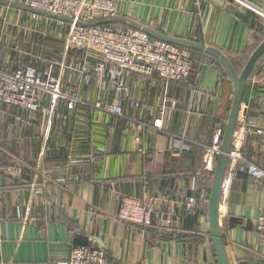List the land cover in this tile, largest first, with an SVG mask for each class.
<instances>
[{
  "label": "crops",
  "instance_id": "obj_1",
  "mask_svg": "<svg viewBox=\"0 0 264 264\" xmlns=\"http://www.w3.org/2000/svg\"><path fill=\"white\" fill-rule=\"evenodd\" d=\"M20 1L0 0V68L53 64L67 97L45 95L38 113L1 108L7 149L0 146V166L25 168L18 179L0 172V264H68L81 244L100 248L103 264H218L207 217L218 157L210 169L204 154L215 129L228 124L239 91L232 142L244 139L241 159L226 166L219 227L229 264H264L256 230L264 176L249 173V166L264 173V55L239 90L217 59L192 49L188 78L168 82L118 70L97 53L66 50L72 21ZM225 1L245 20L211 0H116L112 21L215 48L240 74L264 41V0ZM100 62L102 78L94 71ZM68 98L77 99L70 110ZM98 103L119 106L121 116ZM122 195L155 198L150 227L118 219Z\"/></svg>",
  "mask_w": 264,
  "mask_h": 264
},
{
  "label": "built area",
  "instance_id": "obj_2",
  "mask_svg": "<svg viewBox=\"0 0 264 264\" xmlns=\"http://www.w3.org/2000/svg\"><path fill=\"white\" fill-rule=\"evenodd\" d=\"M239 5H248L246 0H232ZM20 3L32 10L46 11L55 15L70 18L72 23L66 37L65 48L84 55L97 53L103 62L111 63L118 70L150 77L157 75L164 81L182 82L188 78L192 68V56L189 49L152 38L139 28L112 29L93 24L95 21L113 20L117 17L116 0H21ZM103 63L94 67L99 78H102ZM50 95L52 100L67 97L57 87L54 78V65L46 64L41 68L25 64L4 71L0 68V112L1 108H14L27 113H38L43 107V98ZM68 109H73L77 99L68 98ZM98 109L121 116L119 106L95 105ZM50 112H53L51 107ZM224 130L215 129L210 144L205 149L204 160L212 169L215 159L221 155V143ZM243 134L231 145L228 159L233 163L241 159L240 151ZM25 166L7 164L0 166V172L18 179ZM249 173L256 179L264 173L254 166H249ZM229 182L223 181L221 201L226 203ZM191 209L190 205L186 211ZM157 210L155 198L145 199L122 195L117 217L124 223L150 227L153 215ZM178 219V217H176ZM180 219V218H179ZM257 236L264 246V214L256 222ZM104 253L100 248L88 244L77 245L71 249L68 264H103Z\"/></svg>",
  "mask_w": 264,
  "mask_h": 264
},
{
  "label": "water",
  "instance_id": "obj_3",
  "mask_svg": "<svg viewBox=\"0 0 264 264\" xmlns=\"http://www.w3.org/2000/svg\"><path fill=\"white\" fill-rule=\"evenodd\" d=\"M211 1L213 2V4L223 8V10L232 14L237 19L242 21L245 20V16H246L245 13L239 8H236V6L233 3L225 0H211ZM33 11L46 13L56 18H61L71 21L70 18L55 15L46 11H41V10H33ZM93 24H97V23L94 22ZM142 31L146 32L155 39L163 40L188 49L199 50L204 52L208 56L217 59L221 63L227 74L229 75L231 81L233 82L237 90H239L240 85L243 84L249 78L253 68L255 67V64L264 55V41H263L252 53L241 73L237 74L230 61L219 50L215 48L205 47L202 44H197L186 40L168 38L147 30H142ZM241 98H242V93L239 91L233 100L232 109L230 112V119L224 129V134L221 143V155H219L217 159V165L214 171V182L211 186L209 198H208L207 217L209 222L211 241L214 247L218 264H229L220 233L219 210H220L221 191H222L223 181L225 179L226 166L228 163V154L231 148L235 127L237 125V117H238Z\"/></svg>",
  "mask_w": 264,
  "mask_h": 264
},
{
  "label": "trees",
  "instance_id": "obj_4",
  "mask_svg": "<svg viewBox=\"0 0 264 264\" xmlns=\"http://www.w3.org/2000/svg\"><path fill=\"white\" fill-rule=\"evenodd\" d=\"M98 25H100V26H103V27H108V28H112V29H118V28H120L115 22H113L112 20H108V21H102V22H100V23H98ZM191 53H192V51H191ZM212 59V58H211ZM213 61H215L214 59H213ZM232 64V63H231ZM233 65V67H234V64H232ZM254 69V68H253ZM193 70V66H192V68H191V71ZM253 71V70H252ZM190 75V74H189ZM84 245H86V244H84Z\"/></svg>",
  "mask_w": 264,
  "mask_h": 264
},
{
  "label": "rangeland",
  "instance_id": "obj_5",
  "mask_svg": "<svg viewBox=\"0 0 264 264\" xmlns=\"http://www.w3.org/2000/svg\"><path fill=\"white\" fill-rule=\"evenodd\" d=\"M23 6V5H22ZM0 138H1V132H0ZM3 143H5V145H6V149H7V144H6V142H4V141H2L1 142V139H0V146L1 147H5V145L3 144ZM1 158H4V157H6V154H4V156H0ZM1 176H4V175H1Z\"/></svg>",
  "mask_w": 264,
  "mask_h": 264
}]
</instances>
